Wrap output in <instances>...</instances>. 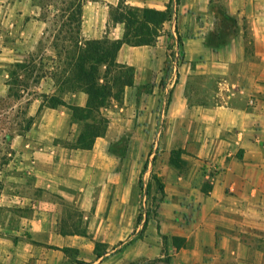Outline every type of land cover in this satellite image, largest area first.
<instances>
[{
  "label": "crops",
  "instance_id": "obj_1",
  "mask_svg": "<svg viewBox=\"0 0 264 264\" xmlns=\"http://www.w3.org/2000/svg\"><path fill=\"white\" fill-rule=\"evenodd\" d=\"M122 2L139 13L171 3L172 17L153 44L117 51L129 81L96 110L104 126L92 145L78 143L74 119L85 90L37 105L18 143L22 183L5 194L7 205L30 208L25 227L0 229L14 264H127L126 239L140 230L148 244L137 259L171 250L175 264H221L204 255L225 247L229 230L264 236V0H88L83 36L122 39L125 23L110 17ZM43 23L35 0H0L1 74L30 60ZM210 164L221 171L209 177ZM262 255L247 264H264Z\"/></svg>",
  "mask_w": 264,
  "mask_h": 264
},
{
  "label": "trees",
  "instance_id": "obj_2",
  "mask_svg": "<svg viewBox=\"0 0 264 264\" xmlns=\"http://www.w3.org/2000/svg\"><path fill=\"white\" fill-rule=\"evenodd\" d=\"M41 10V17L47 20V12H52L55 27L50 31L53 38V48L56 52L52 60L58 58V69L40 67L35 72L36 59L32 53L30 60L15 63L9 71L7 79L8 97L20 98L25 93L36 95L29 89L30 81L38 83L43 77H52L58 85L52 93H40L42 106L55 107L62 103V94L66 91L83 89L89 95L86 108L74 107V119L83 122L78 143L82 146L92 145L93 137L104 126L103 117L96 113L101 105L106 104L113 96V87H121L129 81V69H121L115 63V56L123 43L153 44L160 33L162 24L171 19L172 5L168 4L166 10L145 8L139 13L134 8L118 4L112 10L115 22L125 23V32L122 39H87L82 34V16L84 5L88 0H35ZM57 25V26H56ZM181 43V38H178ZM106 65L105 70L102 66ZM120 68V69H119ZM116 71L110 76L112 71ZM101 78L103 81H101ZM117 95V94H116ZM99 118H98V117ZM89 118L97 121H89ZM34 116L28 119L26 130H30ZM158 186L163 191V184L158 181ZM137 221H141L138 216ZM167 237H165V240ZM177 240L176 247L185 244L184 238L173 237ZM167 254V251H166Z\"/></svg>",
  "mask_w": 264,
  "mask_h": 264
},
{
  "label": "rangeland",
  "instance_id": "obj_3",
  "mask_svg": "<svg viewBox=\"0 0 264 264\" xmlns=\"http://www.w3.org/2000/svg\"><path fill=\"white\" fill-rule=\"evenodd\" d=\"M2 9V8H1ZM114 10H110V17H113L112 13ZM46 23H43L46 30L39 37V41L32 50L35 52L33 57L36 59V70L40 67L49 68L50 70L58 69V58L55 60L51 59V56L56 54L53 45V38L49 35L50 31L55 24H53L52 12H47ZM57 26V25H56ZM31 51V52H32ZM32 55L28 57L30 59ZM4 65L0 66V69H9L7 62H2ZM8 76H4L0 73V198L4 205L0 206V229H21L25 227L23 223V215L30 210L27 204L20 206L19 203H9L5 198V194L11 185L21 184V173L16 171L14 167L20 165V150L24 140L27 139L26 124L28 119L36 113L37 105L41 102L40 93L48 92L52 93L57 88L56 80L52 77H43L40 82L35 83L30 81L29 89L31 92H37L36 95H30L25 93L24 96L17 98L15 96L8 97V86L6 80ZM21 142V144H18ZM13 188V186H12ZM18 188V187H17ZM21 189V187H19ZM20 189H16L17 193H20ZM12 190V189H11ZM3 194V196H2ZM135 216H140V213ZM134 223L128 225L129 230H134ZM229 238L225 247L217 252H209L204 255V259L217 260L221 264H247L248 261L257 259L262 260V251H264V236L259 230H229ZM143 235V230H140L136 235L127 237V264H175L173 251H168L167 254L162 253L154 255L152 258L137 259L138 252L147 248L148 242L139 241ZM177 243L173 237L166 239V244ZM227 248H229L227 250ZM164 250V249H162ZM10 256V254H9ZM118 258L112 259V264H119ZM263 261V260H262ZM262 263V262H261ZM0 264H14L13 259L6 256V253L0 251Z\"/></svg>",
  "mask_w": 264,
  "mask_h": 264
},
{
  "label": "built area",
  "instance_id": "obj_4",
  "mask_svg": "<svg viewBox=\"0 0 264 264\" xmlns=\"http://www.w3.org/2000/svg\"><path fill=\"white\" fill-rule=\"evenodd\" d=\"M180 57V51L177 50V52H175L174 54V59L177 60ZM253 102V100H252ZM219 171H221V168H219L218 166L215 165H207V169H206V174L210 177L213 174L218 173Z\"/></svg>",
  "mask_w": 264,
  "mask_h": 264
}]
</instances>
